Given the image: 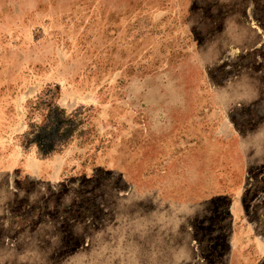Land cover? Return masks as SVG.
<instances>
[{
  "label": "rangeland",
  "instance_id": "obj_1",
  "mask_svg": "<svg viewBox=\"0 0 264 264\" xmlns=\"http://www.w3.org/2000/svg\"><path fill=\"white\" fill-rule=\"evenodd\" d=\"M0 264H264V0H0Z\"/></svg>",
  "mask_w": 264,
  "mask_h": 264
},
{
  "label": "trees",
  "instance_id": "obj_2",
  "mask_svg": "<svg viewBox=\"0 0 264 264\" xmlns=\"http://www.w3.org/2000/svg\"><path fill=\"white\" fill-rule=\"evenodd\" d=\"M54 112V121L52 122V126L54 127V132L50 130V125H45L43 127V129H41L42 131H37L36 135L34 136V140L37 141L39 143L40 146V153L46 155L48 153H50L51 151H56V146L60 144V142H62L61 139H59V141L56 143L55 139L59 136L58 135V131L66 125L67 121L70 119H66L64 117V114L62 113L60 115V111L56 108L55 110H53ZM48 129V130H47ZM67 136L69 135L68 132H70L71 135V129L67 128ZM64 136V133L62 134ZM59 143V144H58ZM63 143V142H62ZM61 143V144H62Z\"/></svg>",
  "mask_w": 264,
  "mask_h": 264
}]
</instances>
